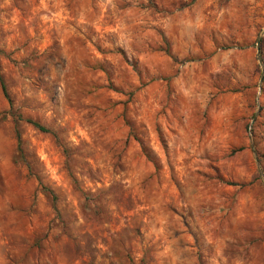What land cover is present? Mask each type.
I'll return each instance as SVG.
<instances>
[{"label": "rangeland", "instance_id": "obj_1", "mask_svg": "<svg viewBox=\"0 0 264 264\" xmlns=\"http://www.w3.org/2000/svg\"><path fill=\"white\" fill-rule=\"evenodd\" d=\"M0 76V264H264V0H0Z\"/></svg>", "mask_w": 264, "mask_h": 264}, {"label": "trees", "instance_id": "obj_2", "mask_svg": "<svg viewBox=\"0 0 264 264\" xmlns=\"http://www.w3.org/2000/svg\"><path fill=\"white\" fill-rule=\"evenodd\" d=\"M0 86H1V90L3 92L4 97L10 102L8 93L6 91V87H5L4 81H3V79H2L1 76H0ZM26 122L29 123V124H31L34 128L40 130L41 132H45V133H49L50 132L49 129H47L44 126H41L37 122L31 121V120H26ZM17 145H18V149L20 151L21 150L20 149V139H19L18 135H17Z\"/></svg>", "mask_w": 264, "mask_h": 264}]
</instances>
